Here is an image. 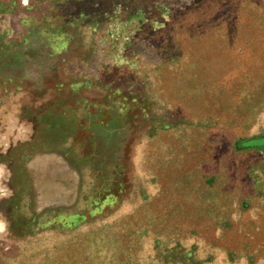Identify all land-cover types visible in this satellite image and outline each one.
<instances>
[{"label":"rangeland","instance_id":"374dc122","mask_svg":"<svg viewBox=\"0 0 264 264\" xmlns=\"http://www.w3.org/2000/svg\"><path fill=\"white\" fill-rule=\"evenodd\" d=\"M0 264H264V0H0Z\"/></svg>","mask_w":264,"mask_h":264}]
</instances>
